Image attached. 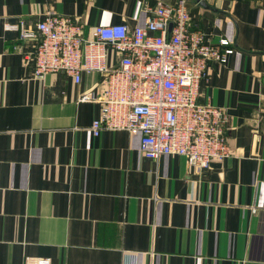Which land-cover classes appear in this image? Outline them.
Returning <instances> with one entry per match:
<instances>
[{"label": "crops", "instance_id": "1", "mask_svg": "<svg viewBox=\"0 0 264 264\" xmlns=\"http://www.w3.org/2000/svg\"><path fill=\"white\" fill-rule=\"evenodd\" d=\"M158 1L0 0V264H264V0L189 1L193 27L234 50L200 94L228 110L231 155L201 171L126 130L96 136L101 104L78 98L103 76L37 79V41L7 27L54 12L86 35L132 29Z\"/></svg>", "mask_w": 264, "mask_h": 264}, {"label": "built area", "instance_id": "2", "mask_svg": "<svg viewBox=\"0 0 264 264\" xmlns=\"http://www.w3.org/2000/svg\"><path fill=\"white\" fill-rule=\"evenodd\" d=\"M189 1L147 4L146 24L132 29L126 23L95 25L86 35L81 20L54 12L34 29L25 20L7 27L22 40L37 41V79L62 72L81 84L84 74L103 76L78 98L101 104L91 125L96 136L126 130L140 135L147 158L182 156L201 171L231 155L228 110L200 101V94L210 62H226L234 50L222 48L228 40L213 43L204 30L193 27ZM33 264L52 262L37 257Z\"/></svg>", "mask_w": 264, "mask_h": 264}, {"label": "water", "instance_id": "3", "mask_svg": "<svg viewBox=\"0 0 264 264\" xmlns=\"http://www.w3.org/2000/svg\"><path fill=\"white\" fill-rule=\"evenodd\" d=\"M201 2H202V4H205V5H206V2H205V1H201ZM201 2H200V3H201Z\"/></svg>", "mask_w": 264, "mask_h": 264}]
</instances>
